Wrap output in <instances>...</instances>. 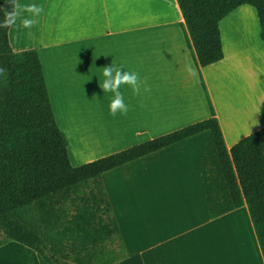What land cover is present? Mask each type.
Instances as JSON below:
<instances>
[{
	"label": "crops",
	"instance_id": "1",
	"mask_svg": "<svg viewBox=\"0 0 264 264\" xmlns=\"http://www.w3.org/2000/svg\"><path fill=\"white\" fill-rule=\"evenodd\" d=\"M43 6L8 37L15 51L36 48L55 121L78 166L210 116L200 78L230 148L264 127V41L244 4L220 23L223 58L196 67L176 0H18ZM135 71L151 91H120L126 115L110 114L104 66ZM191 65L195 77L184 69ZM208 131L102 173L126 255L119 264H264L247 205L211 217L197 168ZM35 253V252H34ZM36 257L38 264H44ZM32 264V263H30Z\"/></svg>",
	"mask_w": 264,
	"mask_h": 264
},
{
	"label": "trees",
	"instance_id": "2",
	"mask_svg": "<svg viewBox=\"0 0 264 264\" xmlns=\"http://www.w3.org/2000/svg\"><path fill=\"white\" fill-rule=\"evenodd\" d=\"M176 1L199 72L223 58L219 23L241 5L255 9L264 41V0ZM8 31L0 29V246L16 241L47 264H119L126 252L102 173L208 131L197 168L209 213L245 203L264 259V127L227 148L200 78L208 118L72 166L37 49L13 50Z\"/></svg>",
	"mask_w": 264,
	"mask_h": 264
},
{
	"label": "clouds",
	"instance_id": "3",
	"mask_svg": "<svg viewBox=\"0 0 264 264\" xmlns=\"http://www.w3.org/2000/svg\"><path fill=\"white\" fill-rule=\"evenodd\" d=\"M6 4L10 7L0 5V12H3L4 18L0 20V29H7L14 25L18 19L22 17L24 12L30 13L33 18L24 17L21 24L24 28H31L39 21L36 17L44 11L43 6L36 4L22 5L18 0H6ZM122 67H117L113 62L110 65L104 66L103 76L105 77L102 89L104 92L114 93V98L111 100L109 109L110 114L115 116L117 112L126 115L129 111V106L125 104L123 93L120 87L123 84L130 85L134 95L140 96L151 91V86L146 79H141L135 71H122ZM189 75L195 77L197 70L189 65H185L184 69Z\"/></svg>",
	"mask_w": 264,
	"mask_h": 264
},
{
	"label": "rangeland",
	"instance_id": "4",
	"mask_svg": "<svg viewBox=\"0 0 264 264\" xmlns=\"http://www.w3.org/2000/svg\"><path fill=\"white\" fill-rule=\"evenodd\" d=\"M35 256L40 258L37 253L16 241H8L0 246V264H38Z\"/></svg>",
	"mask_w": 264,
	"mask_h": 264
}]
</instances>
